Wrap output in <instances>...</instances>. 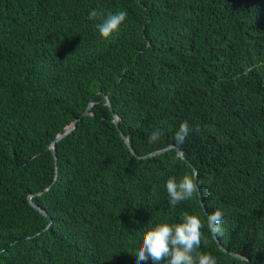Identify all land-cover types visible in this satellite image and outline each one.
Here are the masks:
<instances>
[{"label":"trees","instance_id":"16d2710c","mask_svg":"<svg viewBox=\"0 0 264 264\" xmlns=\"http://www.w3.org/2000/svg\"><path fill=\"white\" fill-rule=\"evenodd\" d=\"M216 209L198 251L264 264V0H0V264H138L147 228Z\"/></svg>","mask_w":264,"mask_h":264},{"label":"clouds","instance_id":"9594fccd","mask_svg":"<svg viewBox=\"0 0 264 264\" xmlns=\"http://www.w3.org/2000/svg\"><path fill=\"white\" fill-rule=\"evenodd\" d=\"M102 15L96 10L89 13V19ZM126 10L108 12L100 23L96 25L102 38L108 39L114 33L119 32L121 25L127 18ZM193 129L188 121L180 123L175 131L174 140L177 145H183ZM199 131V127L195 129ZM163 129H155L149 136V142H156L161 139ZM200 184L196 180V173L185 174L177 179L171 176L166 181V190L169 197V204L175 207L182 201L191 200L199 191ZM225 213L221 209L211 212L206 221L198 215L185 212L180 222H158L147 228L141 237L139 247L135 255L138 264H147L149 259L152 264H217L216 258L207 252L198 251L204 237L203 229L205 224L213 235H223L221 222Z\"/></svg>","mask_w":264,"mask_h":264},{"label":"water","instance_id":"95a60500","mask_svg":"<svg viewBox=\"0 0 264 264\" xmlns=\"http://www.w3.org/2000/svg\"><path fill=\"white\" fill-rule=\"evenodd\" d=\"M108 103L111 104L109 98H108ZM89 107H90V105L86 108V110H85L84 113H87V112H88ZM113 114H114L115 119H116L117 114H116V112H115L114 110H113ZM77 119H78V118H76V119L74 120V123H73L72 127H71L67 132H69L72 128H74V127L76 126V121H77ZM67 132H66V133H67ZM66 133H65V134H66ZM121 133H122V135L125 137V140H126L128 146H129V148L131 149V151H132L134 154H136L137 156H140V155L136 152V150H135V148L133 147V145L130 143L129 136H128V135H125L124 132H123L122 130H121ZM63 135H64V134H63ZM63 135L57 136V137L52 141V143H51V145H50V147L53 148V151H54V154H55V158H57V155H56V150L54 149L53 146H54L56 140L60 139ZM172 147H175V148L177 149L178 154L181 155L182 157H184V153H183L182 149H181L179 146H176V144H174V143H172V144H170V145L164 147L163 149H169V148H172ZM160 150H161V149H158V150H156L155 152L160 151ZM152 154H154V152L148 153V154H146V155H144V156H150V155H152ZM196 172H197V171L195 170V173H196ZM35 206L38 207L39 209L41 208L40 205H38V204H35ZM214 236L216 237V235H214ZM220 246L223 247V245H222L221 243H220ZM233 253H235V252H233ZM235 254H236V253H235ZM239 255H240V256H244V255H242V254H239Z\"/></svg>","mask_w":264,"mask_h":264}]
</instances>
